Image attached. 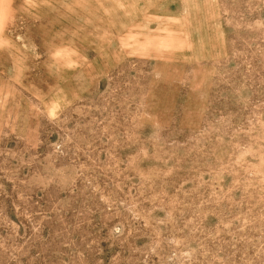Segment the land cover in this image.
<instances>
[{"label": "rangeland", "instance_id": "1", "mask_svg": "<svg viewBox=\"0 0 264 264\" xmlns=\"http://www.w3.org/2000/svg\"><path fill=\"white\" fill-rule=\"evenodd\" d=\"M0 264H264V0H0Z\"/></svg>", "mask_w": 264, "mask_h": 264}]
</instances>
